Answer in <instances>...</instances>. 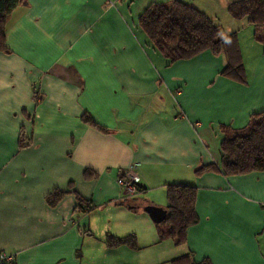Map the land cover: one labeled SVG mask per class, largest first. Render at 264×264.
I'll return each mask as SVG.
<instances>
[{"label":"crops","instance_id":"crops-1","mask_svg":"<svg viewBox=\"0 0 264 264\" xmlns=\"http://www.w3.org/2000/svg\"><path fill=\"white\" fill-rule=\"evenodd\" d=\"M168 1L22 0L10 15L9 51L0 52V252L14 264H264V173L196 174L219 166L222 128L242 130L264 111L263 45L247 22L223 23L238 34L246 83L222 76L224 58L209 52L168 64L138 24L147 5ZM181 1L212 14L235 0ZM131 167L136 197L117 183ZM169 185L197 191L185 244L157 236L149 262L139 247H108L110 237L136 235L128 222L115 228L118 215L149 226L145 207L166 211Z\"/></svg>","mask_w":264,"mask_h":264},{"label":"trees","instance_id":"trees-1","mask_svg":"<svg viewBox=\"0 0 264 264\" xmlns=\"http://www.w3.org/2000/svg\"><path fill=\"white\" fill-rule=\"evenodd\" d=\"M21 2L22 0H0V52L9 51L6 45V26L10 15ZM227 12L234 20L245 19L253 26L254 39L263 45L264 52V37H259L260 32L264 34V0H235L229 3ZM138 24L168 64L209 52L224 58L222 76L246 83L237 32L226 34L221 25L196 7L181 0L152 2L140 13ZM81 120L90 127L105 132L90 116L83 115ZM222 131L219 166L202 168L196 174L201 175L212 169L224 177L264 173V111L253 115L242 130L222 128ZM165 191L167 215L164 222L156 226L157 236L159 241L170 240L174 246L179 247L186 242L187 230L198 222L195 210L197 191L194 187L184 185H169ZM62 197L63 193L56 192L48 195L46 200L49 206L54 207ZM78 202V207L84 208L80 198ZM106 244L110 248L129 246L138 249L134 235L110 237ZM186 261L188 258L184 257L174 264ZM196 264L210 263L202 261Z\"/></svg>","mask_w":264,"mask_h":264},{"label":"rangeland","instance_id":"rangeland-1","mask_svg":"<svg viewBox=\"0 0 264 264\" xmlns=\"http://www.w3.org/2000/svg\"><path fill=\"white\" fill-rule=\"evenodd\" d=\"M218 7L219 6H215V7L211 8L214 11V12L212 11V14H206V13L205 14L208 17H210L215 23H217L221 26L224 25L223 23L226 21V19H229V20H231L230 22H233V18L229 15V13H227V11L217 9ZM225 14H226V18H224ZM236 21H238V24H242L241 22H246L245 19L236 20ZM259 37H264V34L262 32H260ZM118 217L119 218L114 223L115 228L118 230H125L126 228L121 229L119 227V224L121 223V221L128 222V224L130 226L129 230H132L133 232H135V234H136L135 236L137 238L136 239L137 245H138L139 249H141L138 252L139 253L138 255L141 257H144V259L149 258L148 259V262H149L150 257L157 250V247H160L159 245H157L155 248V247H151V245H149V244H153L154 240H156V242H157V235L155 234V228H154V224L152 223V221L150 220L151 224H149V226H146V225H142V223H139L137 220V217H135L134 215L121 214V215H118ZM160 245L162 246L164 244H160ZM140 264H156V263H152V261H151V263H140Z\"/></svg>","mask_w":264,"mask_h":264},{"label":"built area","instance_id":"built-area-1","mask_svg":"<svg viewBox=\"0 0 264 264\" xmlns=\"http://www.w3.org/2000/svg\"><path fill=\"white\" fill-rule=\"evenodd\" d=\"M122 0H107V3L114 5L116 2ZM134 168L131 167L121 178L118 179L117 183L122 188L124 194L128 197H136L141 194V189L139 187V178L134 174ZM87 211V209H86ZM15 256L12 254H7L0 252V264H14Z\"/></svg>","mask_w":264,"mask_h":264},{"label":"water","instance_id":"water-1","mask_svg":"<svg viewBox=\"0 0 264 264\" xmlns=\"http://www.w3.org/2000/svg\"><path fill=\"white\" fill-rule=\"evenodd\" d=\"M144 211L149 215L151 220L156 224H161L166 219V211L154 207V206H147L144 208Z\"/></svg>","mask_w":264,"mask_h":264}]
</instances>
